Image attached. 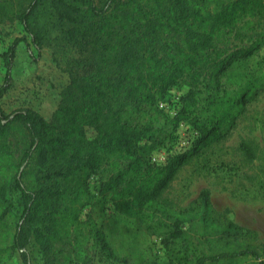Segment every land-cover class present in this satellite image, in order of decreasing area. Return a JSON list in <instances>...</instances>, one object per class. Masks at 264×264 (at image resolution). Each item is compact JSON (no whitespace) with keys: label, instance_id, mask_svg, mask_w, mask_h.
Returning a JSON list of instances; mask_svg holds the SVG:
<instances>
[{"label":"trees","instance_id":"trees-1","mask_svg":"<svg viewBox=\"0 0 264 264\" xmlns=\"http://www.w3.org/2000/svg\"><path fill=\"white\" fill-rule=\"evenodd\" d=\"M5 20L38 52L49 29L61 35L75 70L49 120L0 106V264H160L139 249L142 237L160 239L167 264H264V242L221 222L207 191L192 208L160 199L264 93V0H27L13 14L0 0ZM22 41L3 54L0 99ZM180 87L172 116L159 105ZM161 119L171 129L155 134ZM180 124L193 133L185 150L174 147ZM163 149L165 161L153 162ZM96 203L113 207L110 228L82 219ZM36 237L39 258L29 250Z\"/></svg>","mask_w":264,"mask_h":264},{"label":"rangeland","instance_id":"rangeland-1","mask_svg":"<svg viewBox=\"0 0 264 264\" xmlns=\"http://www.w3.org/2000/svg\"><path fill=\"white\" fill-rule=\"evenodd\" d=\"M26 1L6 0V3L13 14ZM49 31L44 38V48L38 52L17 20L0 21V85L6 72L3 54L16 39H26L15 48L11 87L0 99L5 114L19 108H30L49 120L56 109L61 91L69 84L70 72L75 70L74 49L65 43L61 35L55 34L52 38ZM185 92L184 87L171 91L168 101L171 110ZM170 129V123L161 119L155 125V134L163 135ZM176 133L188 136L190 131L187 125L180 124ZM87 135L92 137L93 131L88 129ZM174 147L180 148L178 144ZM167 155L164 149L154 154L160 161H164ZM97 184L96 180L91 181L93 193H96ZM201 191L208 192L214 214L221 222L242 227L252 244L264 242V93L245 106L234 128L221 141L205 148L179 168L160 199L174 209L192 208L198 204ZM44 201H40L39 209L43 208ZM86 216L93 217L104 229L113 225L114 211L110 204L96 203L87 207L82 219ZM40 243L36 237L29 247L36 258H39ZM138 247L147 250L146 256L151 251L152 258L158 263H168L159 238L142 237ZM3 264L22 262L15 256Z\"/></svg>","mask_w":264,"mask_h":264},{"label":"built area","instance_id":"built-area-1","mask_svg":"<svg viewBox=\"0 0 264 264\" xmlns=\"http://www.w3.org/2000/svg\"><path fill=\"white\" fill-rule=\"evenodd\" d=\"M159 108L165 109V111L169 109L168 105H166L165 103H160ZM175 112H176V110L173 108L171 110L170 114L173 116L175 114ZM192 138H193V133L192 132H190V134L188 136L187 135L180 136L179 137V141H178V145L180 146V148L178 150L187 149L190 146ZM164 161L158 160V158L155 157V156L153 157V162L162 163Z\"/></svg>","mask_w":264,"mask_h":264}]
</instances>
